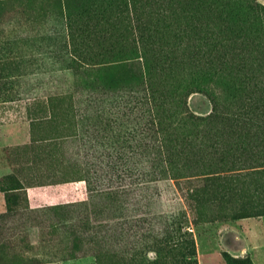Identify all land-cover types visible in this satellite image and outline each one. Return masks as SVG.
Here are the masks:
<instances>
[{
	"label": "trees",
	"instance_id": "1",
	"mask_svg": "<svg viewBox=\"0 0 264 264\" xmlns=\"http://www.w3.org/2000/svg\"><path fill=\"white\" fill-rule=\"evenodd\" d=\"M242 1L251 4L252 0ZM224 2L130 0L129 8L126 1L132 27L125 42H99L95 38L94 50L90 51L89 45V49L70 54L72 67H113L112 79L123 81L122 85L93 80L88 86L77 83L73 87L61 79L56 83V73L50 81L30 80L33 85L48 82L45 84L51 91L41 93L29 86L25 90L37 94H25L34 99L47 95L46 102L51 105L48 116H27L29 149H40L42 159L58 160L55 166L62 168L65 181L84 180L89 187L93 182L114 184L119 170L130 162L149 181H183L184 199L190 201L197 217L204 216L202 201L264 198V42L261 36L259 40L251 38L250 19ZM141 3L142 9L149 6L144 21L137 10ZM259 8L264 11V6ZM3 80L0 84H5ZM17 83L28 85L25 78ZM55 86L61 87L60 91H55ZM23 93L1 90L0 98L6 102ZM193 94L207 98L208 112L197 113L189 107L188 98ZM63 102L71 104L61 107ZM134 145L139 153L130 151ZM102 147L116 153L104 152ZM80 149H86L83 156L90 153L106 177H91L81 161ZM34 161L30 158L32 167ZM14 176L11 173L2 178L10 186L7 189L20 187ZM77 209L78 204L68 203L42 210L51 215L49 218L54 216L45 226L50 227L47 233L52 234L53 246L86 240L89 234L73 215L75 211L78 215ZM11 211L8 206L7 213ZM57 211L64 215L62 219L55 218ZM123 223L112 222L105 235L101 234V242L91 240L97 249L92 254L101 258L99 264H115L123 257L120 252L125 246L136 248L145 240L146 230H141L130 233L134 242L127 241L129 229L123 228ZM60 228L66 235L57 234ZM161 231L172 237L170 246L183 245L187 264H196L191 234L180 242L173 240L167 224ZM32 241L33 245L46 246L45 237L38 232L33 233ZM103 248L113 250L100 253ZM104 256L113 261L103 260Z\"/></svg>",
	"mask_w": 264,
	"mask_h": 264
},
{
	"label": "rangeland",
	"instance_id": "2",
	"mask_svg": "<svg viewBox=\"0 0 264 264\" xmlns=\"http://www.w3.org/2000/svg\"><path fill=\"white\" fill-rule=\"evenodd\" d=\"M126 1L129 7L130 0H0V41L6 40L9 46V57L0 56V79H4L5 82L0 84V91L9 90L13 93L16 89L24 92L18 98L11 96L10 99L13 100L6 102L0 98V122L3 121L2 119L17 122V125L27 132L28 115L35 117L49 115L51 104L46 102L47 95L34 99L30 94H25L36 93L35 90L26 91L25 88L29 86L37 88L36 91L41 93H50L51 89L46 86L48 82L33 85L30 80L36 78L50 81L49 79L56 73L54 78L56 83L61 79L60 82H68L73 87L77 83L88 86L93 80L120 87L123 81L116 82L112 79L115 73L113 67L100 69L102 65L99 64L91 68L90 66L72 67L70 54L85 48L89 49V45L90 51L94 50L92 46L95 38L99 42L105 40L125 42L128 30L132 27L131 10L129 9L128 15L124 5ZM224 5L233 7L240 15L250 19L249 23L254 29L251 38L259 40L261 36L264 42V11L259 8L260 5L264 6V0H252L251 4H246L242 0H225ZM148 7L142 9L141 3L137 9L142 14L143 21L147 20L144 12L147 13ZM115 42L113 44H117ZM0 48L5 49L7 45H0ZM23 78L28 85H18L17 82ZM10 81L12 84L9 83ZM55 87V91H60L61 87ZM70 104L63 102L60 106H70ZM188 105L197 113H206L210 110L209 101L200 94L191 95L188 98ZM24 141L26 138L17 137L11 141L13 144L10 147L18 149L27 143ZM6 148H0V177L11 169L6 163ZM28 148L21 151L27 155V158L31 160L35 158L37 162L34 161V166L39 168L34 175L36 178L28 181L30 184L47 186L41 191L40 197L34 196L32 201H28L23 196L16 208L11 207L12 210L44 205L58 207L61 204L75 202L81 204L77 209L81 211V213L78 211L77 217L83 223L81 229L84 228L86 234H89L86 240H80L78 244L65 242L67 244L62 245L73 247L78 251H75L76 253L68 254L67 250L47 254L48 249L54 247L50 242L52 234L47 233L50 227L43 228L40 223L39 233L45 237L44 244L47 249L31 257L38 260L41 258L45 264H99L101 258H95L92 254L97 249L94 247L95 244L91 245V240L101 242L103 240L101 234L105 235L109 225L117 220L125 222L123 228L129 229L127 241H135L132 237L133 233L146 231L141 246L136 248L125 246L126 248L120 252L123 257L115 264L122 262H125L124 264H187L184 260L187 256H182L183 245L170 246L172 237L161 231V227L164 228L165 224L174 241L183 242L190 234L192 235L196 264H264V198L262 197L256 196L247 201H202L204 216L197 217L189 205L190 201L184 199L186 192L183 181L167 179L149 181L144 178L141 170L135 165L132 167L130 162L128 166H123L119 170L116 178L114 177V184L111 185L108 181L100 182L101 184L93 182L89 187L84 180L65 181V176L61 174L62 168L55 166L58 160L54 161L46 157L42 159L40 149ZM69 149L73 150L75 147ZM85 150L80 149L79 155L81 161H85L82 163L86 169H89L91 177H100L99 175L106 177L96 161L91 159L89 152L86 151L87 156L81 155ZM102 150L112 152L103 147ZM132 150L134 153H139L135 145L130 151ZM75 151L78 152L79 149ZM58 156L60 157L57 151ZM30 177L33 176L29 174L25 176V178ZM102 183L106 187L103 188ZM110 186L112 188H107ZM55 214L57 215L55 218L64 217L60 211ZM76 214V211L73 212V215ZM4 218L0 216V231L3 232L8 228L2 221ZM12 224L14 223L11 221L10 225ZM57 234L64 236L66 232L60 228ZM84 247L91 251L90 254L81 252ZM110 250L113 249L103 248L100 253ZM125 257L131 258L125 259ZM26 259L23 261L25 262ZM102 259L113 261L105 256ZM154 261L160 262L154 263Z\"/></svg>",
	"mask_w": 264,
	"mask_h": 264
},
{
	"label": "crops",
	"instance_id": "3",
	"mask_svg": "<svg viewBox=\"0 0 264 264\" xmlns=\"http://www.w3.org/2000/svg\"><path fill=\"white\" fill-rule=\"evenodd\" d=\"M6 41V40H5ZM0 41V45H7V48H0V56L9 57V46L8 42ZM5 42V43H2ZM2 43V44H1ZM8 60V59H6ZM9 91V90H8ZM0 122V148L7 147L5 158L7 160V164L10 166V170L2 174L0 177V216L5 217L2 221L5 223V227H8L5 232L0 231V264H45L43 263V259H36L31 255L41 253L42 250L47 249L46 246H36L33 245V233L40 232V223H42V227L45 228L48 221L53 218H49L51 215L44 214L42 211L46 207H50L52 205L47 206H36L35 208H22L17 210H12L10 213H7L8 205L10 207L16 208L19 201L23 196L26 197L28 201H32V198L35 196L40 197L41 191L47 185L43 184H30L29 179L36 178L34 175L36 171L39 169L38 167L31 166L30 159L27 158L26 154H24L21 150L27 149L30 143V131H29V122L27 121V132L26 129H21L20 126L17 125V122H11L8 119H2ZM17 137L26 138L27 142L21 145L20 148L10 147L12 146L13 141ZM25 145V146H24ZM27 145V146H26ZM29 149V148H28ZM30 150V149H29ZM16 151H19L16 153ZM24 151V150H23ZM30 153V152H28ZM30 156V155H29ZM32 156V155H31ZM26 157V158H25ZM29 159V160H28ZM43 167V165H42ZM13 173L15 179L20 183L19 188L7 189V180H3L5 176ZM33 177L25 178L28 174ZM35 179H33L34 181ZM16 183V182H14ZM6 189V190H3ZM72 203V202H69ZM68 204V203H65ZM61 204V205H65ZM72 204H76L73 202ZM81 204H78V206ZM81 213V211L79 210ZM78 212V213H79ZM78 217V215L76 214ZM14 224L10 225V222ZM18 223V224H16ZM16 224V225H15ZM10 226V227H9ZM258 238V236L256 235ZM20 238L21 241H20ZM63 247V248H62ZM68 250V254H71L77 250L73 249V247H64V246H54L48 249L47 254H53L58 252H65ZM78 252V251H77ZM82 253H86L87 255L91 252L87 247H84L81 251ZM76 253V252H75ZM84 254V256L86 255ZM83 255V254H80ZM74 257V256H73ZM26 261L24 262L23 259Z\"/></svg>",
	"mask_w": 264,
	"mask_h": 264
}]
</instances>
